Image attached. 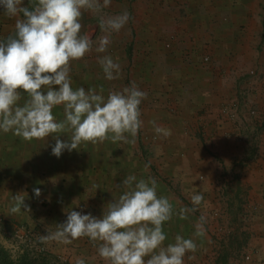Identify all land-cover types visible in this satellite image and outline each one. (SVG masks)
<instances>
[{"label":"crops","instance_id":"obj_1","mask_svg":"<svg viewBox=\"0 0 264 264\" xmlns=\"http://www.w3.org/2000/svg\"><path fill=\"white\" fill-rule=\"evenodd\" d=\"M25 2L33 6V0ZM125 12L127 24L112 35L107 52L97 54L99 15ZM91 13L95 30L83 36L92 41V50L71 63L72 87L103 89L107 96L135 82L146 93L140 105L143 125L135 144L106 140L83 144L74 155L65 151L59 158L53 156L55 163L80 158L84 164L62 173L68 182L60 192L50 193L46 211L12 215L7 228L0 224V247L8 250L12 230L25 226L41 235L44 252L31 254L37 264H75L78 257L86 264H104L86 237L65 245L45 242L42 236L54 231L71 209L100 217L104 206L124 190L120 182L136 175L154 178L157 195L172 204L174 215L163 226L164 244L173 243L176 235L195 240L196 251L186 253L184 264H264V0H111L101 14ZM11 20L0 13L6 34L14 31ZM97 55L118 59V79H104ZM150 121L168 135L156 134ZM12 137L7 144L0 142V151L14 148L0 154V165L16 164L21 147L55 144L51 137L43 144ZM137 148L152 149V157L141 160ZM99 161L108 172V186L92 182V175L83 172ZM195 193L203 200L181 220L180 209L193 207L190 198ZM1 213L3 220L9 218L0 207ZM201 217L204 235L195 237Z\"/></svg>","mask_w":264,"mask_h":264},{"label":"clouds","instance_id":"obj_2","mask_svg":"<svg viewBox=\"0 0 264 264\" xmlns=\"http://www.w3.org/2000/svg\"><path fill=\"white\" fill-rule=\"evenodd\" d=\"M24 2L0 0V13L16 18L14 34L0 40V134L11 133L24 142L51 137L55 141L51 154L57 158L87 143L135 144L143 125L140 105L146 93L131 82L105 96L103 89H74L70 76L71 63L92 50V41L80 35L81 10L101 14L111 0H33L31 8L23 6ZM128 20L126 12L99 15L102 35L96 42L97 54L107 52L112 35ZM97 63L105 80L120 77L118 59L97 55ZM56 107L63 110L62 120L53 115ZM150 123L156 134L168 135L155 121ZM120 184L124 190L104 206L100 217L71 209L42 240L68 245L86 237L104 264H184L186 253L196 251L197 244L181 235L164 244L163 226L174 212L169 199L157 195L156 180L128 175ZM33 194L39 197L40 189L35 188ZM24 200L20 193L12 196L10 213L28 211ZM190 200L193 207L180 209L181 220L195 211L203 196L195 193ZM195 229V237L204 235L203 217ZM75 264H86V260L78 257Z\"/></svg>","mask_w":264,"mask_h":264},{"label":"rangeland","instance_id":"obj_3","mask_svg":"<svg viewBox=\"0 0 264 264\" xmlns=\"http://www.w3.org/2000/svg\"><path fill=\"white\" fill-rule=\"evenodd\" d=\"M27 1V0H26ZM25 6H28L27 2H25ZM29 7V6H28ZM92 10L89 9H82L81 10V17H80V23H81V29H80V35L83 36V34L91 33L95 30L94 26L95 23L92 21V18L94 17L95 13H91ZM12 19L15 21L14 17ZM11 20L10 23L13 24L14 21ZM5 28V27H4ZM10 34H6L5 30L0 27V40L7 38L9 35L14 34L13 30H9ZM90 37V36H87ZM252 71V70H250ZM58 108V107H57ZM53 111V110H52ZM62 108L58 109L57 111L53 112V115L56 117L57 120H62L63 115H60L59 112H62ZM59 113V114H58ZM10 135L11 133L7 134H0V142L3 143H9L11 140ZM15 141L17 139L16 136L13 135L12 137ZM65 139V138H63ZM62 140V139H61ZM13 141V140H12ZM53 142V139L51 140ZM40 143V141H39ZM43 144V141H41ZM91 145V143H87L86 145ZM87 147L81 148L77 154L81 155L82 151L86 149ZM22 156L18 160L16 164H10L5 163L3 165H0V207L7 211L9 214V218L6 217L5 220H3L2 213L0 214L2 217V224L5 228L9 227L10 224V216L15 215L18 216L21 215V213L29 214V212H36V210H47V206L50 202V193L53 192V190H56V192H60V188H64V185L62 183L67 184V180L65 178H62V173L69 174L75 171L78 167L82 166L83 159L78 161L80 158L76 160V162H69V163H58L53 158V155L51 154V148L48 146H30L22 148ZM137 154L141 157V160L145 161L146 158L148 160L152 157L151 156V150L150 148L147 149H141L137 148ZM14 151L13 147H9V149L6 147L3 151H0V154H6V153H12ZM4 152V153H2ZM29 152L31 154H29ZM71 155H74V151L69 152ZM151 156V157H150ZM158 156V155H157ZM155 156V159L156 157ZM79 157V156H78ZM62 161V160H61ZM152 164H150L151 166ZM63 166L61 169L54 171L53 168ZM144 166H148V164H144ZM84 170L83 172L86 173V176H89L91 174L92 176V182L100 181L104 185L108 186V172H104L103 169H101V162L93 165V168ZM62 170L64 172H62ZM79 171V170H78ZM141 171V170H140ZM103 172V175H100V173ZM157 171H152V173L157 174ZM65 177V176H64ZM95 178V179H93ZM7 179V180H6ZM67 181V182H66ZM35 188L40 189V196L36 197L33 194V190ZM23 195L25 200L24 204L27 206L28 211L21 210L20 213H10L9 209L12 206V196L19 194ZM212 216H217V213H215V210ZM192 213V212H191ZM33 214V213H32ZM44 213H42L43 216ZM28 216V215H27ZM14 223V222H13ZM17 225L16 223H14ZM37 261H34L31 257V253H28L26 251L21 250H5L4 248L0 247V264H37Z\"/></svg>","mask_w":264,"mask_h":264},{"label":"built area","instance_id":"obj_4","mask_svg":"<svg viewBox=\"0 0 264 264\" xmlns=\"http://www.w3.org/2000/svg\"><path fill=\"white\" fill-rule=\"evenodd\" d=\"M250 75H253V71H249ZM3 220L0 218V224ZM10 250H21L28 253L41 254L44 252V247L40 245L41 235L25 226L15 227L11 234L8 236ZM246 260L251 262L252 259L246 257Z\"/></svg>","mask_w":264,"mask_h":264}]
</instances>
